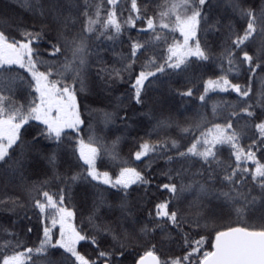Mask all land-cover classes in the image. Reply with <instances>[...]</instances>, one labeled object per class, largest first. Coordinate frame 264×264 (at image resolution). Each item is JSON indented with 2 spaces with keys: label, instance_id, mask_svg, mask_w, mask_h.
Segmentation results:
<instances>
[{
  "label": "snow or ice",
  "instance_id": "1",
  "mask_svg": "<svg viewBox=\"0 0 264 264\" xmlns=\"http://www.w3.org/2000/svg\"><path fill=\"white\" fill-rule=\"evenodd\" d=\"M107 3L115 6L117 0H107ZM34 4V14L38 12L47 21L39 31L20 28L22 39L0 31V91H14L12 85L20 82L27 95L19 106L6 104L8 98L0 95V169L6 178L14 177L24 169L22 160L26 152H39L41 141L47 140L55 146L47 157L48 163L55 167L58 156L61 153L67 155L69 169H80L71 180L86 182L87 195L92 203L87 214L88 227H83V220L76 222L77 212L68 203L70 197L66 195V187L50 191L48 181L34 185L29 191L36 195L30 196L29 203L31 209L38 213L42 225V231L37 235L39 243L25 247L15 233L5 230L7 235L15 237V244L13 246L9 242L6 245L3 251L6 253L11 247L12 254H3L0 264H31L34 253L44 258L43 264H264V104L261 113H255V106L247 103L251 99V88L246 89L244 85L233 82L247 73L251 85L256 73H264V5L256 11L244 8L241 0H231L230 6L239 17L238 23L242 28L240 34L233 29L231 20L226 25L213 20V5L209 0H175L173 3L164 0L157 6L161 11L152 15L148 14L147 6L141 8L137 0H131L129 16L123 23L117 21L111 8L107 11V19L101 23V5L96 4L97 19L87 18L83 32L68 39L61 27H67L68 23L61 0H34ZM138 21L142 27L137 29V37L129 35L130 51L120 54V67H102L97 73H107L110 79L114 78L113 82L121 80L128 85L125 95L133 112L134 106L141 109L148 106V84L162 83L165 77L171 80L183 76L187 84L198 85L203 77L201 67L213 59L208 35L217 29L221 30L218 45L221 50L215 60L221 74L215 79H203V91L196 99L202 102L199 107L206 109L209 93H235L238 98L235 103L213 102V119L220 116L226 122L207 120L197 111L199 122L184 131L199 132V135L190 138L191 143L184 151H179L182 145L177 146L173 141V148L177 149L174 157L163 156L146 140L140 143L139 150L132 154L136 161L148 153H159L168 163H188L187 168L181 164L175 169V175L172 170L166 174L168 182L159 184L158 188L171 195L155 202L146 218L137 217L133 209L147 199L152 178L146 174V168L151 164L138 169L132 166L130 159L121 160L115 151L119 137L106 146L91 123L85 139L82 135L85 121L79 105L80 93L86 90L90 75L86 39L91 37L86 38L83 33H93V26L99 24L94 43L103 44L104 40L115 42L127 31L124 24L135 28ZM109 29L110 35L106 34ZM141 35L147 38L141 41ZM256 37H260V46L250 54L248 45L254 43ZM42 41L45 42L47 56L40 50ZM141 55L144 59L137 71ZM225 62L227 69L224 68ZM230 74H234L233 78ZM198 90V87L177 89V94L183 99L193 97ZM261 95L264 96V92ZM121 103L117 102V108ZM128 107L119 117L126 130L131 127L127 121L132 119L128 115ZM220 107L231 108V112L221 116L218 112ZM236 108L240 109L239 113ZM115 116L116 113L104 114L105 129ZM143 116L150 121L156 120L152 110L143 112ZM245 118V124L239 126L238 122ZM253 120L258 121L254 125L255 133L248 137L250 143L244 146L241 136L245 134L244 129L251 128ZM167 123L166 119L157 120L156 126ZM202 123H211V127L200 132ZM25 135L31 138L25 140ZM224 148L230 152L227 160H221L219 156ZM14 153L18 155L13 161ZM105 153L110 160L119 162L118 172L110 174L109 170H100ZM193 157L209 167L191 171ZM186 175L189 179L187 184L183 182ZM176 180H180L179 185ZM217 183L222 186L218 192L212 187ZM141 187L144 192L139 191ZM225 187L227 191H224ZM184 192H195L188 203L189 209L196 210L194 214L174 203ZM253 192L257 195H252ZM109 196L112 202L108 201ZM209 196L221 209L228 208L229 216L234 211L237 218L244 221L247 213L253 222L219 225L211 236V250H205L206 237L193 229L208 227L207 223L202 225L201 220L222 218L215 211L201 215V205ZM233 205L239 206L233 208ZM102 208L105 209L103 213ZM28 232L31 233L32 228H28ZM81 241L90 242L92 251L82 253L78 247ZM180 241H183L179 248L183 255H176L166 246V242L179 245ZM126 256H132L133 262H126Z\"/></svg>",
  "mask_w": 264,
  "mask_h": 264
},
{
  "label": "trees",
  "instance_id": "2",
  "mask_svg": "<svg viewBox=\"0 0 264 264\" xmlns=\"http://www.w3.org/2000/svg\"><path fill=\"white\" fill-rule=\"evenodd\" d=\"M62 1L63 0H61V3ZM70 1L74 2V6H76L75 4H77V7H76L77 11L76 12H73V10L68 11L67 7L64 6L65 8L64 16L67 17V20H70L67 23V27L61 26L65 35L69 33V31L79 30V25H75V27H72L70 22L74 20H78V18L82 17L81 16V12L83 10V6H81L82 1L81 0H70ZM173 1L175 2V0H169V3H173ZM137 2L141 6V8H144L145 6H147L148 14L152 15L153 12L161 11V9L157 6L163 4L164 0H137ZM209 2L213 5L212 7L213 20H219L221 25H226L231 20L233 29L239 32L240 34H242V28H240V25L238 23L239 17H235L236 16L234 15L235 13H232L233 10L230 9L231 0H209ZM30 4L32 5V10H31V7H29ZM96 4L101 5L100 15H104L103 10L107 6L108 8H111L112 10L114 9V6L108 5L107 0H96L95 4L88 6L87 14H91L95 10L94 6ZM241 4L244 8H253L256 10V8L252 7V5L247 4L246 0H241ZM130 6H131V0H121L119 5L117 6L115 5V9L117 11L118 16L119 14H122L124 12L126 13V16H129ZM25 7H28V9L30 10L31 16L26 11ZM34 10H35L34 0H29V2L26 5H24V0H0V31H4L6 34H8V32H13L14 35L13 34L12 35L17 39L22 38L20 37V28H24L29 31H39L43 21H46V20L42 19L38 12L34 14ZM17 16L18 17L20 16V21H17V19L13 18ZM117 20H118V17H117ZM121 23H123V20L121 21ZM140 24L141 22L138 21L135 27L139 26ZM123 27L124 29H127L126 24H124ZM94 28H97L99 31L100 25L97 24ZM106 34H109V35L112 34L110 29L106 30ZM83 35L86 38L91 37V39H86V44L88 45L87 51L89 53L93 52V55H94V57H92V62L94 63V67L89 66L90 75L88 77L87 88L84 92L80 93V98H79V104L82 105V108L80 109L81 112H83L82 118L84 119L85 125H86V126L85 125L82 126L84 128L83 136L85 139H87L85 132L86 131L89 132L88 124L90 122L96 123V125H94V129H101V131L106 136H110V132H112L113 134L120 135L121 136L120 141L123 144L122 147L125 148L126 152L130 148L131 152H130L128 159L131 160L132 166L136 167L137 161L134 159V156L133 157L131 156L136 150H139L140 143L144 142L145 140L147 141L149 125L146 119L139 115L138 112L141 110L138 109L137 106H134L135 112H133L132 107L120 105L119 108L114 110V112L116 113L115 119L114 121L109 122L107 126V131L105 132V130L102 127V125L104 124V114L110 113L109 108L112 106V103L114 102V96H115L114 94H116L118 91H122L123 89H125L127 87V84L123 83V81L121 80H115V82H113L112 79H111L112 81L109 79L108 81L107 73H101L100 75H97V73L102 67H105L108 69H111L113 67H116V68L120 67L119 56L121 53H128L130 51V47H129L130 41L128 37L129 35H131L133 38H135L134 36L137 35V29L129 27L127 31L123 32L122 36L117 41L115 42L109 41L106 44L94 43V41L96 40L95 38L96 36H94L93 34H88V35L83 34ZM142 38L146 39L147 37L144 35H141L139 39L142 41ZM220 38H221L220 29H217L214 32H211L208 35V42L209 44L212 45L211 51L213 53V59L207 62H204V65L201 67L200 71L203 73V77L199 81L198 85L197 84H187L186 81L184 80V77L180 76V77H173L171 80H168V78L165 77L163 78L162 83L154 82L151 84V86H148L150 90L156 93L155 98H153L152 101L149 102V105H148L149 110H152L153 113H156V109L160 107L161 105H163L166 101H169L173 106L167 112H164V111L157 112L156 121L162 120V119H166L167 121L169 120L172 121V118L173 120L175 119L176 125L172 128V132H174V134L179 133L180 136L183 137L184 139L189 140L190 138H194V135H199V132L193 133L191 131H188V132L184 131L185 129L193 128L199 122V117L196 115L197 111L204 114L207 120H210L208 116L212 115V104L214 100L224 99V101L235 103L238 99L236 98L234 94L210 93L208 94V103H207L206 109L203 107H199V105H201L202 102L196 99V97L199 96L200 92L203 91L202 80L207 79V78L215 79L217 75L221 74L220 70L218 69V62L215 60L216 54H218L221 50L220 47L218 46L220 44ZM121 40L123 42H120ZM260 43H261L260 37H256V40L254 41V43H249L248 49L250 50V54L252 52H255L257 48H259ZM105 45L107 47H105ZM40 50L43 52L45 51L44 54L45 56H47L48 53H47L44 41L41 42ZM141 59H144L143 55H141ZM224 65H226V62ZM213 73H215V75H213ZM257 75L258 76L261 75V77H264V73H261V72H258ZM257 75L256 74L254 75V79L251 83V86H253L254 88L257 87V90L260 91L262 86L264 85V82L262 86H260V84H257L256 82L258 78ZM243 76H248V75H246L245 73L242 75V77ZM242 77H241V80H242ZM101 78L103 81L100 80ZM230 78H233V77H230ZM19 83L20 82H18V85ZM236 83H240L244 85L245 88L249 86V82L245 81V79L244 81L243 80L236 81ZM188 87H198L199 90L195 92V95L193 97H186L182 99L177 94V89L186 90ZM169 88H171L172 91L166 92V90H168ZM105 91H109V92L105 93ZM96 92L98 93L100 92L98 96L99 101H96L94 99ZM112 93H113V96H112ZM0 95H2V93H0ZM263 97H261L260 100L256 102L263 101L261 105L264 104ZM91 102H95L94 103L95 107L92 112L90 108ZM6 104H9V103L6 102ZM125 107H128V115L132 117L131 120L127 121V123L131 125V127H129L127 130L125 129L124 124L119 119L120 116L124 115L123 109ZM256 107L259 108V105ZM148 108H147V111H148ZM218 111H221L220 113L221 116H227L231 112V108L221 109L220 107L218 108ZM236 111L239 112V108H236ZM89 113L92 116L88 115ZM233 120H234V123H236L235 118H233ZM211 121L215 123L226 122V121H223L221 118L216 119V120L214 119ZM140 123H142V125H138ZM181 123H182V127L180 126ZM209 127H211V123H202L200 126V132L206 131L207 128ZM150 130H151V127H150ZM124 135L126 136V139H124ZM30 138L31 137L27 135H25L24 137L25 140H28ZM162 140H164V138H162L161 136L158 142L162 144L161 142ZM188 146L183 147V149L187 148ZM54 147H55L54 144L50 143L49 141L42 140L40 144V151L39 152L35 151V152L38 154V156L40 157L42 156L44 161L42 162L41 159H39L37 156H36V159L31 160V155H33L32 151L26 152L25 157L22 160V163L24 164V169L22 172H18L14 177L6 178L3 173V170L0 169V176H1L0 178V223L4 224L0 232V238L5 239L7 237L5 230L9 228L8 225L11 226L12 231H14L13 229H15L16 236L20 238V240L23 242L25 247H28L29 245L28 243L30 242L32 244L33 236H34V239L37 238V235H38L37 232H39L38 229H40V226H38L35 222L36 214L38 215V213L32 210L30 207L29 200L32 194L26 196L21 193L26 188V185H28L29 187H32V184L34 183L37 186L38 182L41 179H44V181H48V187L50 186L51 188L49 189L50 191H54V190L56 191L57 189L61 187H66L67 189L66 195L70 197V200H68V203L71 202L72 200L71 197L75 195L74 193L76 191L73 192L74 189L77 190L80 187H81V190L83 189V185L80 184V182L83 181L82 179L77 180L75 182L71 180L72 175L74 173L79 172L80 169L76 167L69 169L68 167L69 158L67 157V155L61 153L58 156L55 167H53L52 165H49L47 157L51 154V151ZM166 150H167L166 147L164 149H162V147L159 149V151H162L161 153H163V156H168L167 154L164 153L166 152ZM17 155L18 153H15V156ZM103 160L105 162L106 158L103 157ZM30 161H32L33 163H39L40 165H42L40 174L36 175L35 177H32L33 176L32 171H30L31 166H32V162ZM160 162H162L163 164H161L159 167L162 168L163 170L171 166L174 167V169H177V167L180 168L181 164H183L185 168L188 167V164L185 161L168 163L166 162L164 158H162ZM192 162H193L192 167L190 169L191 171H195V169L201 168V167H204V168L208 167L206 165H202V162H200L197 158H194V157L192 158ZM112 164L113 165H110L108 169L112 171L115 168V170L119 171V167L121 166L119 162L115 161L114 163L112 162ZM100 170L103 171L102 169ZM65 177H67V179H65ZM156 177L160 178L158 171H157ZM11 180L17 181L16 185H18L21 189H19L18 187L17 189L13 190L12 188L15 182H12ZM21 182H23L24 184L19 185L21 184ZM176 182L180 184V180H176ZM183 182L185 183L189 182L187 175L184 177ZM70 185L72 189L70 188ZM191 195L195 196V192H191ZM9 196H11V201L14 198H19L20 203H22V205H20L19 202H13L12 204H15L16 206L13 208V206L9 202L6 203V198ZM215 204H217V202ZM209 206L210 204L208 203L206 204L204 203L203 205H201V208H200L201 215H205L207 213L215 211L217 215L219 216V215H222L224 212V209H220L218 205L215 208L209 207ZM81 209L83 208L81 207ZM192 210L194 212L196 211L195 209H192ZM81 213H83L84 215H81L82 217L80 221L83 220V223H84L87 217L83 211ZM211 220L212 219L201 220V224L203 225L204 223H207L208 227L207 228L201 227L200 229H193V231H198L200 235H204V234L209 235L212 232V229L210 227L211 226L210 223L212 222ZM13 221H15V223H12ZM7 223L9 224L7 225ZM83 227H86V225L83 224ZM28 228H32L31 233L28 232ZM89 234H92L91 231ZM195 238L198 239V237H195ZM8 239L12 245L15 244V237H12V239L10 240V236H9ZM174 239H175V233H173V240ZM87 243L89 244V242ZM182 243L183 241H180V244L178 245L176 243L167 244L166 242L169 248L172 246H175L173 251L175 252L176 255H183V252L179 250L180 245H182ZM206 244H205V250H211V242L207 241ZM19 250H22V249H19ZM81 251H84V249H82ZM39 258L42 259L43 257L34 255L31 258V263L34 261H37V259ZM93 258L95 257L93 256ZM35 264H38V262Z\"/></svg>",
  "mask_w": 264,
  "mask_h": 264
},
{
  "label": "rangeland",
  "instance_id": "3",
  "mask_svg": "<svg viewBox=\"0 0 264 264\" xmlns=\"http://www.w3.org/2000/svg\"><path fill=\"white\" fill-rule=\"evenodd\" d=\"M82 1V4H81V6H83V10H82V12H81V16L82 17H80V18H78V20H74V21H71L70 22V24H71V26L72 27H75V25H79V30H76V31H69V33H67L65 36L68 38V39H72V37L74 36V35H77V34H80V32H83L82 30H83V28H84V23H85V20L87 19V18H89V17H91L92 19H97V17H96V10H94L91 14H87V9H88V6L89 5H93V4H95V2H96V0H81ZM29 2V0H24V5H26L27 3ZM120 2H121V0H117V3H116V6L117 5H119L120 4ZM174 2V1H173ZM246 2H247V4H249V5H252V7H254V8H256V11H259L260 10V8H261V6L262 5H264V0H246ZM62 4L64 5V6H66L67 7V10L68 9H71V10H73V12H76L77 10H76V7H77V4H75L76 6H74V2H71L70 0H63L62 1ZM25 9H26V11L29 13V15L31 16V13H30V10L28 9V7H25ZM110 8H108V6L103 10V12H104V15H100V17H99V19H100V21L102 20V22H103V20L104 19H107V11L109 10ZM231 10H233L232 8H230ZM31 10H32V7H31ZM69 11V10H68ZM113 11L116 13V18L118 17V22L120 21H124V20H126L127 18H128V16H126V13L124 12V13H122V14H119V16H118V14H117V11H116V9H115V6H114V9H113ZM231 13V12H230ZM232 13H234L233 11H232ZM234 15H236V14H234ZM235 17H238V16H235ZM13 18H15V19H17V21H20V16L18 17H13ZM75 18H77V17H75ZM70 20H68V22H69ZM101 22V23H102ZM44 23H47L46 21H43V23L42 24H44ZM96 25H94L93 27H95ZM126 27H127V29L129 28L128 27V25H126ZM142 27V24H140L139 26H137V27H135V29H140ZM98 28V27H97ZM97 28H94L95 29V31L93 32V33H83V34H93L94 36H96V33L98 32V29ZM8 31V30H7ZM8 34H13L14 35V33L13 32H8ZM12 35V36H13ZM176 35L178 36L179 34L178 33H176ZM21 37V36H20ZM134 37H137V35H135ZM96 38V37H95ZM19 39V38H18ZM20 39H22V38H20ZM101 39H103V37H101ZM142 40H144L143 38H142ZM107 42H109V41H107V40H104V43L103 44H106ZM34 44H35V41L33 42ZM249 47V46H248ZM45 52V51H44ZM88 52V51H87ZM68 55H70V53L68 54ZM92 57H94V55H93V52L92 53H86V58L88 59V62H89V66L90 67H94V63L92 62ZM61 59H63V57L61 58ZM141 62H143V59H141V56H140V59L137 61V67H138V65H139V63H141ZM139 68V67H138ZM137 68V71L139 70ZM224 68L225 69H227V63H226V65H224ZM218 69H219V66H218ZM220 70V69H219ZM246 75H248L247 73H246ZM256 75H257V73H256ZM234 76V74H230V77H233ZM257 80H256V82H257V84H260V86H262L263 85V82L262 81H264V77H261V75H257ZM126 78V77H125ZM246 78H248V76H243L242 77V80L244 81V79H245V81H247L248 82V79H246ZM109 77H107V80L109 81ZM101 81H103L102 80V78L100 79ZM111 80V79H110ZM113 80V79H112ZM111 80V81H112ZM241 80V78L240 79H234L233 80V82H236V81H242ZM154 83V82H153ZM148 86H151V84H148L147 85V92H146V96H147V98L149 99V102H151L152 101V99L153 98H155V92H153L152 90H150L149 88H148ZM258 86V85H257ZM24 85L23 84H21V83H19V85H18V82H16V84L15 85H12V88H14V91H8V90H4V91H0V93H2V95L4 94V96H6L8 99L6 100V102H8L9 104H14V105H16V106H19L20 104H22V103H24L25 102V100L27 99V95H26V93L23 91V89H24ZM77 87L79 88V85L77 84ZM251 88V90H250V97H251V99H249L248 100V104H251V105H254L255 107H254V112L255 113H261V108H262V105H261V103L263 102H256V101H259L260 100V98L261 97H263L262 95H261V93L262 92H264V85L262 86V88H261V90L260 91H258L257 90V87H253V86H251V85H249V86H247V88L246 89H248V88ZM128 88V85H127V87L125 88V89H123L122 91H118L116 94H114L115 96H114V102L112 103V106L109 108V110H110V113H115L114 112V110H116L117 109V102L118 101H122L123 103H121L120 105H122V106H128V104H129V100H128V97H127V95H125V90ZM170 89V88H169ZM169 89L168 90H166V92H170L169 91ZM171 91H172V89H171ZM109 91H105V93H108ZM99 94H100V92L98 93V92H96L95 93V96H94V99L96 100V101H99V98H98V96H99ZM210 94V93H209ZM231 94H234L235 96H236V94L235 93H231ZM112 96H113V93H112ZM119 96H121V97H119ZM237 98V97H236ZM264 98V97H263ZM213 100H214V98H213ZM215 101H221V100H214V102ZM222 101H224V99L222 100ZM251 101H253V102H251ZM95 102H91L90 103V108H91V112L93 111V109H94V104ZM80 105V104H79ZM149 105V104H148ZM259 105V108H257L256 106H258ZM260 106H261V108H260ZM138 107V109H140L141 111H139L138 113H139V115L141 116V117H143V118H145L146 119V121H147V123H148V125H149V129H148V137H147V141H148V143L149 144H151V145H153V146H155V147H159V149L162 147V149H164L165 147L167 148V150H166V152H164L165 154H167L168 156H175L176 155V151H177V149H175V148H173V141H175L176 142V144H177V146H181L182 145V147H179L178 148V150L179 151H184L185 149H183V147H186V146H188V145H190V143H191V139H184L183 137H181L180 136V134L179 133H175L174 134V132H172V128L176 125V123H175V119L173 120V118H172V121L171 120H169L168 121V123L166 124V125H163V126H160V127H157L156 126V120H148V118L147 117H145V116H143V112H145V111H147V108H148V106L146 107V108H144V109H141L139 106H137ZM173 106H172V104L169 102V101H166L163 105H161L160 107H156L157 109H156V113L157 112H160V111H164V112H167L168 110H170L171 108H172ZM82 108V105H80V109ZM224 107H221V109H223ZM83 110V109H82ZM148 111H149V108H148ZM239 111H240V109H239ZM109 112V111H108ZM219 113H221V111H218ZM156 113H153L155 116H156ZM239 113V112H238ZM82 114H83V112H82ZM88 115H90V116H92L90 113L88 114ZM242 115V114H241ZM208 118H210V120H214L213 119V117H212V115L211 116H208ZM262 118H264V117H262ZM83 119V118H82ZM216 119H220V116H218L217 118H215V120ZM246 119L247 118H245V119H242L241 121H239L240 123H238L239 124V126H243L244 124H245V122H246ZM84 120V119H83ZM256 122H258V121H256V120H253L252 121V126H251V128L250 129H244V135L243 136H241V143H242V145H244V146H247L249 143H250V139H248V137H250V136H252L254 133H255V127H254V125H255V123ZM91 124H93V125H96V123H94V122H90ZM102 124V123H101ZM85 125V124H84ZM84 125H82V126H84ZM138 125H142V123H140V124H138ZM86 126V125H85ZM108 126V125H107ZM181 127H182V123H181V125H180ZM102 127H103V129L105 130V132L107 131V129H105V124H103L102 125ZM150 127H151V130H150ZM95 130V133H96V135L98 136V137H102V139H103V142H104V144L106 145V146H110L111 144H112V142L113 141H115L116 139H117V137H119V141H118V143L116 144V149H115V151H116V153L118 154V156H119V158L121 159V160H124V159H128L129 158V155H130V148H129V150L126 152V150H125V148H123L122 147V142L120 141V139H121V136L120 135H117V134H113L112 132H110V136H106L102 131H101V129H94ZM203 132V131H202ZM88 131H86L85 132V135L86 136H88ZM82 135H84L83 133H82ZM161 136H162V138H164V140H162L161 142H162V144L160 143V142H158V140H159V138H161ZM169 136V137H168ZM30 137V136H29ZM124 139H126V136L124 135ZM121 142V143H120ZM127 144V143H126ZM162 146H161V145ZM165 144V145H164ZM127 148H128V146H127ZM137 151V150H136ZM126 152V153H125ZM160 152H162V151H160ZM167 152H169V153H167ZM32 154L33 155H31V160H33V159H36V156L39 158V159H41V161L43 162L44 161V159L42 158V156L40 157V156H38V154L35 152V151H32ZM219 156H220V159L221 160H227V158L230 156V152L227 150V148H224L221 152H220V154H219ZM104 158H106V160H105V162L100 166V169H102L103 171L104 170H109L108 169V167L110 166V165H113L112 164V162L114 163V161H112V160H110L109 159V157H108V155L105 153L104 154V156H103ZM131 157H133V156H131ZM163 157L159 154V153H148L145 157H142L141 158V160H139V161H137V168L138 169H145V167H146V165H148V164H151V166L150 167H147L146 168V174L149 176V177H151L152 178V183H151V185L149 186V188H148V190H147V199L146 200H144V201H142L140 204H137L135 207H134V209H133V211H134V213L136 212V215H137V217H139V218H146L147 216H148V211L150 210V208L154 205V203L155 202H160L161 200H163V199H165V198H168L171 194L170 193H168L166 190H163V189H159L158 188V185L159 184H162V183H167L168 182V180H167V176H166V174L170 171V170H172V174L173 175H175V169H174V167H168V168H165L164 170L162 169V168H160L159 166L161 165V164H163L162 162H160V160L162 159ZM258 158H259V155H258ZM16 159V156H15V153L13 154V161ZM145 160V161H144ZM13 161H10L9 163L11 164V163H13ZM37 161V160H36ZM135 161V160H134ZM30 162H32V161H30ZM262 162H264V161H262ZM193 163V162H192ZM188 164V163H187ZM232 164H233V166L235 165V161H234V158H232ZM50 165V164H49ZM31 166V165H30ZM42 165H40L39 163H33L32 162V166H31V169H30V171H32V177H35L36 175H38V174H40V171H41V169H42V167H41ZM206 166H208L209 167V165H206ZM214 166V165H213ZM178 168V167H177ZM110 171V170H109ZM113 171H116V172H118L117 170H115V168L112 170V171H110V174H111V172H113ZM157 171L159 172V176H160V178H161V180H160V178H158V177H156L157 176ZM0 178H1V176H0ZM12 182H15L14 184H13V190H15V189H17L19 186L18 185H16L17 184V181H13V180H11ZM42 181H44V179H41L39 182H38V184H37V186L39 185V183L40 182H42ZM176 182V181H175ZM177 183V182H176ZM185 183V182H184ZM24 183L23 182H21V184H19V185H23ZM80 184L81 185H83V189L81 190V187L80 188H78L77 190L76 189H74L73 190V192L74 191H76L74 194L75 195H73L71 198H72V200H71V202L69 203L71 206H73L74 208H75V210H76V212H77V223H80V219H81V215H84L83 213H81L82 211L86 214V217H87V214H88V209H89V207L91 206V203H92V200H91V198H90V196H88L87 195V185H86V182L85 181H81L80 182ZM185 184H187V183H185ZM35 184L33 183L32 184V187L34 186ZM177 185H179L178 183H177ZM32 187H29L28 185H26V188L21 192L23 195H26V196H28V195H31L32 194V196L33 195H35V192H30L29 190L32 188ZM212 187H214V189H216L217 190V192H218V190L222 187L219 183H217L215 186H212ZM49 189H51L50 188V186L48 187ZM70 188H71V185H70ZM19 189H21L20 187H19ZM72 189V188H71ZM228 189L225 187L224 188V191H227ZM245 191H247V188H245L244 189ZM55 191V190H54ZM139 191L140 192H144V189L141 187L140 189H139ZM134 195H135V193H134ZM252 195H257V193L256 192H253L252 193ZM193 197L194 196H192L191 195V192H184V193H180V199L179 200H177V201H174V203H176L177 205H179L182 209H184L186 212H191V213H195L192 209H189L188 208V203H189V201H191L192 199H193ZM108 201L109 202H112V197L111 196H109L108 197ZM211 201V202H210ZM213 201V202H212ZM10 203L12 206L14 205V204H12L13 202H19L20 203V200H19V198H14L12 201H11V196H9V197H7L6 198V203ZM217 201L212 197V196H209V197H205L204 198V203L206 204V203H208V204H210V206L209 207H213V208H215V207H217V204H215ZM20 205H22V203H20ZM236 206H239V205H233V208L234 207H236ZM16 207V206H15ZM81 207L83 208V209H81ZM14 208V207H13ZM221 209V208H220ZM104 210L105 209H101V212L103 213L104 212ZM228 212H229V209L228 208H224V212H223V214L222 215H219V216H222V218H220V219H217V220H211L212 222L210 223V227H211V229H212V232L209 234L210 235V237H209V235H207V234H204V236L206 237V236H208V237H206V243H207V241H209V242H211V236H213V234H214V229L215 228H217L219 225H223V224H228V223H231L232 224V226H236L238 223H241V222H244V221H246L247 223H252L253 222V220L252 219H250L249 217H248V214L247 213H245V218H244V221H241V220H239L238 218H237V216H236V214H235V212L233 211L232 212V214L229 216L228 215ZM35 222H36V224L38 225V226H40V229H38V231L40 232V231H42V225L40 224V222H39V216L36 214V220H35ZM235 222V223H234ZM10 223V222H9ZM9 223H7V225L9 224ZM13 223V222H12ZM83 224H85L86 225V227H88V220H87V218H86V221L83 223ZM83 224H82V226H83ZM3 223H0V232H1V229H2V227H3ZM9 226V228L7 229V231L8 232H10V233H16V231H15V229H13L14 231H12V229H11V226L10 225H8ZM149 226H151V225H149ZM185 229L187 230V228L185 227ZM39 232H37V234L39 233ZM33 235V234H32ZM8 237H9V235H7V237L5 238V239H2V238H0V261H2V259H3V254H9V255H11L12 254V248L11 247H8V249H7V252L5 253L3 250L5 249V247H6V245L10 242L9 241V239H8ZM158 238H159V236H158ZM210 238V239H209ZM12 239V237H10V240ZM39 243V241H38V239L36 238V239H34V236H33V238H32V244H31V242L30 243H28L29 245H28V247H33L34 246V244H38ZM205 243V244H206ZM81 245L83 246V247H81ZM172 245H174V244H172ZM207 245V244H206ZM14 246V245H13ZM166 246H167V244H166ZM78 247H80L81 248V250L82 249H84V251H82V253L83 252H91L92 251V248H93V245H91V243L89 242V244L87 243V242H84V241H81L80 242V245H78ZM168 247V246H167ZM174 247L175 246H172V247H170V249L173 251V249H174ZM204 249H205V245H204ZM34 255H36L35 253L33 254V256ZM42 257V256H41ZM130 258H132L131 256H126L125 257V259H126V262H133V258L132 259H130ZM42 259H44V258H42ZM41 258H39V259H37V261H34V262H32L33 264H35V263H37L38 262V264H43V260H42ZM130 259V260H129ZM31 263V264H32Z\"/></svg>",
  "mask_w": 264,
  "mask_h": 264
},
{
  "label": "flooded vegetation",
  "instance_id": "4",
  "mask_svg": "<svg viewBox=\"0 0 264 264\" xmlns=\"http://www.w3.org/2000/svg\"><path fill=\"white\" fill-rule=\"evenodd\" d=\"M213 236H214V234H213Z\"/></svg>",
  "mask_w": 264,
  "mask_h": 264
}]
</instances>
